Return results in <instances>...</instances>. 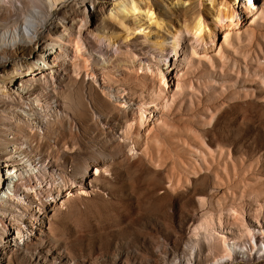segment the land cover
I'll list each match as a JSON object with an SVG mask.
<instances>
[{"label": "rangeland", "instance_id": "obj_1", "mask_svg": "<svg viewBox=\"0 0 264 264\" xmlns=\"http://www.w3.org/2000/svg\"><path fill=\"white\" fill-rule=\"evenodd\" d=\"M107 1L95 8L93 24L121 34L105 18L115 3ZM152 1L164 23L143 25L144 33L166 40L167 49L165 22L178 28L193 11L183 16L178 7H167L168 0ZM250 1L255 10L238 0L233 26L215 28L214 43L198 54L183 41L185 52L166 85L156 73L115 68L130 59L129 52L144 60L152 56L154 67L172 63L169 50L142 44L143 32L122 45L124 54L108 52L111 81H102L114 93H125L138 117L143 113L138 131L128 132L131 117L86 96V114L96 112L101 125L89 118L75 121L79 132L64 137L54 165L72 180L87 169L90 179L69 199L64 192L54 205L48 199L44 212L31 205V215L22 218L25 245H15L0 228V264H185L189 245L195 247L193 264H264V251L254 249L247 254L243 248L227 260L218 237L243 243V225L264 231V0ZM11 5L17 11L0 12L1 25L21 18L19 2ZM83 72L81 80L87 81ZM41 153L45 158L46 151ZM255 216L263 229L252 221ZM256 239L262 248L264 237Z\"/></svg>", "mask_w": 264, "mask_h": 264}, {"label": "bare ground", "instance_id": "obj_2", "mask_svg": "<svg viewBox=\"0 0 264 264\" xmlns=\"http://www.w3.org/2000/svg\"><path fill=\"white\" fill-rule=\"evenodd\" d=\"M12 1L19 2L21 18L7 25L0 24V228L18 246L27 242L21 226L22 218L31 215V205L36 204L44 212L48 199L49 205H54L63 192L69 199L73 190L82 191L90 179L87 169L80 179L72 180V176L58 172L54 165L59 157L57 147L64 137L72 139L79 132L75 121L89 118L95 125H101L96 112L86 114L83 102L86 96L94 102L101 101L102 107L121 111L124 118L131 117L127 123L129 133L139 129L143 113L138 117L133 103L124 100L125 93H114L102 81H111L109 71L114 63L109 62L108 52L124 54L122 45L143 32L142 44L153 51L169 50L172 63L154 67L158 62L152 56L144 55V60L129 52L130 59L115 68L124 66L141 70L140 74L156 73L165 84L181 57L182 42L189 44L195 54L214 43V29H228L237 19L238 0H168L170 10L178 7L183 16L191 11L193 14L189 19L182 17L183 23L178 28L165 22L164 30L171 41L167 49L166 40H152L144 33L143 25L158 27L164 23L162 13L156 11L152 0L114 1L105 18L116 24L121 34H108L93 24L95 8L107 0H0V12L15 13ZM41 3L47 7L45 10L38 7ZM247 3L248 9L255 10L250 0ZM56 15L59 17L55 18ZM90 66L92 69L88 72L81 70ZM81 72L87 81L81 80ZM154 109L160 111L158 106ZM42 150L46 151L45 158ZM149 159L153 157L150 155ZM99 175L100 170L96 168L95 178ZM252 221L263 229L257 216ZM243 226V235L251 245L237 240L229 244L218 236L223 240L227 260H233V254L243 248L247 254L253 249L263 254L264 242L259 248L256 237H264V231L255 233ZM243 235L240 231V236ZM185 251V264L195 263V247L186 246ZM6 253L4 250L1 255Z\"/></svg>", "mask_w": 264, "mask_h": 264}]
</instances>
